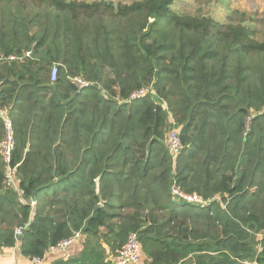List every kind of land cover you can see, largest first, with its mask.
Masks as SVG:
<instances>
[{"label":"trees","instance_id":"trees-1","mask_svg":"<svg viewBox=\"0 0 264 264\" xmlns=\"http://www.w3.org/2000/svg\"><path fill=\"white\" fill-rule=\"evenodd\" d=\"M36 1L50 10L0 7V53L23 58L0 63L14 166L31 143L21 195L0 167V250L23 228L22 254L45 258L81 232L80 253L51 264H112L137 234L151 264H264V41L254 19L179 14L175 0ZM73 76L93 86L79 91ZM144 87L157 101L128 102ZM174 127L185 148L177 158L166 144ZM68 182L48 210L29 204ZM174 182L210 204L178 205Z\"/></svg>","mask_w":264,"mask_h":264},{"label":"built area","instance_id":"built-area-1","mask_svg":"<svg viewBox=\"0 0 264 264\" xmlns=\"http://www.w3.org/2000/svg\"><path fill=\"white\" fill-rule=\"evenodd\" d=\"M31 52L25 54L24 58H30ZM23 58H19L16 55L4 56V54L0 53V63L3 61H16L22 60ZM59 78V65H53L50 73V81L55 83ZM73 86L81 91L92 87L93 84L85 79L82 76H73L70 78ZM147 96H150L153 100L157 101V93L153 89V87H144L133 94H131L128 102H132L135 100L143 99ZM1 111V110H0ZM3 112V111H2ZM5 112V111H4ZM171 122L174 124L172 117H170ZM4 125H5V134L4 138L0 144V153L4 163V174L7 181V185L12 187L15 191H17L20 195L22 194L20 190V180L17 176V166L13 165V154L15 151V133L14 127L11 119L4 117ZM167 147L169 149L170 154L173 158H177L184 151V145L180 137V133L176 130V128H172L166 140ZM171 195L174 202L183 203V204H191L196 205L198 207H207L211 201L204 199L197 193H187L183 189H181L175 182L171 187ZM215 200H220L219 198H215ZM22 202H25L22 200ZM29 204L32 208L36 206V200L31 199ZM17 245L20 244V238L23 236V228L17 229ZM261 239H264V230H262L259 234ZM82 239L81 232H75L73 236L69 239L62 240L56 246H51L47 250L45 255L50 254H65L68 248L72 245V243L79 241ZM142 253V245L140 239L137 234L129 235L127 241L122 246L118 252L111 257L112 264H138L141 259ZM34 264H40L42 262V258H34Z\"/></svg>","mask_w":264,"mask_h":264},{"label":"rangeland","instance_id":"rangeland-1","mask_svg":"<svg viewBox=\"0 0 264 264\" xmlns=\"http://www.w3.org/2000/svg\"><path fill=\"white\" fill-rule=\"evenodd\" d=\"M24 1H25L24 5L27 8V11L24 10V12L27 14L28 12L33 14L40 10H50L48 6L41 5L36 0H24ZM75 1L78 2L85 1L88 3L106 1L112 3L116 7L117 5H122V4L130 5L133 4L134 2L144 1V0H75ZM18 4H19V0H3V2H0V7L9 9ZM102 7H104V4H102ZM172 9L174 12H178L179 14H185V15L210 14L219 23H226V24H239V22L242 21V19L239 16L246 15L248 18L249 17L253 18L255 21L254 22L255 24L251 23L250 25L254 26L253 28L257 33V39L259 41H264V0H175ZM108 18L109 19L107 20L112 22V24L120 25L119 18L118 19L115 17L114 18L108 17ZM231 18L233 20H231ZM0 117H9V115H6L4 112L0 111ZM177 204L181 206L184 205L183 203H177Z\"/></svg>","mask_w":264,"mask_h":264},{"label":"crops","instance_id":"crops-1","mask_svg":"<svg viewBox=\"0 0 264 264\" xmlns=\"http://www.w3.org/2000/svg\"><path fill=\"white\" fill-rule=\"evenodd\" d=\"M4 112V111H3ZM6 115L10 114L8 112H4ZM4 131H5V125H4V117H0V143L2 141V136H4ZM3 165V160L1 158V154H0V167H2ZM35 170H37V165L33 166ZM3 169V167H2ZM55 182H57V179L55 180ZM71 182H68L65 190L63 189V187H61V185H58L57 183L51 187L50 189L43 191L40 194H37L35 197L36 201H37V205L40 207H46L45 211L49 209V203L54 200V198L57 196L58 198L61 197L62 195H64V191H66L67 189H69L71 187ZM72 194H70L71 196ZM52 209H55L54 206H51ZM29 225V224H28ZM27 225L24 226V229ZM17 232V231H16ZM23 239V236L21 237ZM20 238V241H21ZM85 240V236L82 234V239H80L79 241H76L74 243H72V245L68 248L67 252L64 254V260H68V258L70 256L76 255L78 253H80V251L82 250L83 246H82V242ZM82 243V244H81ZM105 247H107L105 245ZM109 251V250H108ZM141 259L139 261L138 264H151V260L149 259V257L147 256V254L145 253V251H143L142 248V253H141ZM61 255V254H60ZM45 258H42V262L40 264H51L52 261L55 258L58 257H62L59 256L57 254H50V255H45ZM34 258H29L26 257L22 254L21 249H20V244L16 245L13 248H4L0 250V264H34L33 262Z\"/></svg>","mask_w":264,"mask_h":264},{"label":"water","instance_id":"water-1","mask_svg":"<svg viewBox=\"0 0 264 264\" xmlns=\"http://www.w3.org/2000/svg\"><path fill=\"white\" fill-rule=\"evenodd\" d=\"M30 150H31V143L29 142V144H28V146H27V149H26V151H25L24 160H23V162H22L21 164H19V165L17 166V170H18V169L24 164V162L26 161L27 155L29 154ZM99 181H100V180L97 181V184H98V185H99ZM99 192H100V191H99V189H98V194H99ZM21 227H24V224H22ZM30 227H31V224L27 225V226L25 227V229H26V230H29ZM138 238L140 239V235H138ZM21 240H22V238H21Z\"/></svg>","mask_w":264,"mask_h":264}]
</instances>
